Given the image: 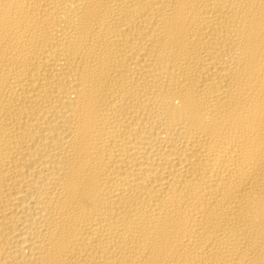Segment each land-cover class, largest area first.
I'll list each match as a JSON object with an SVG mask.
<instances>
[{
	"label": "bare ground",
	"instance_id": "obj_1",
	"mask_svg": "<svg viewBox=\"0 0 264 264\" xmlns=\"http://www.w3.org/2000/svg\"><path fill=\"white\" fill-rule=\"evenodd\" d=\"M0 264H264V0H0Z\"/></svg>",
	"mask_w": 264,
	"mask_h": 264
}]
</instances>
